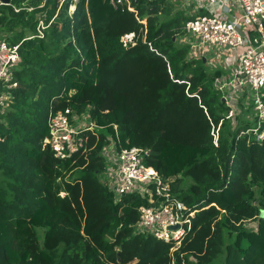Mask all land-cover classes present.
I'll return each mask as SVG.
<instances>
[{"label":"trees","instance_id":"trees-1","mask_svg":"<svg viewBox=\"0 0 264 264\" xmlns=\"http://www.w3.org/2000/svg\"><path fill=\"white\" fill-rule=\"evenodd\" d=\"M133 6L0 5V38L19 45L21 57L0 117V264H264V138L241 136L248 122L231 128L214 88L221 70L176 44L190 18L168 0ZM39 19L45 37L23 41ZM132 33L134 44L123 48L121 37ZM65 110H88L101 129L83 155L59 160L43 141L50 115ZM110 139L146 150L145 165L195 212L175 252L134 234L146 200L115 202L101 182Z\"/></svg>","mask_w":264,"mask_h":264},{"label":"built area","instance_id":"built-area-1","mask_svg":"<svg viewBox=\"0 0 264 264\" xmlns=\"http://www.w3.org/2000/svg\"><path fill=\"white\" fill-rule=\"evenodd\" d=\"M104 1L115 10L135 12L133 3L136 0ZM176 2L181 7L191 6L194 12L184 23L181 34L184 45L190 47L189 58H202L206 67L222 72L216 78L214 88L227 108L224 119L235 121L240 117L243 122L251 123L240 135H249L258 142L262 141L264 136L260 129L264 123V0ZM0 5L6 6L1 1ZM69 9L71 15L74 7ZM45 29L43 20L39 19L35 33L27 35L23 41L43 39ZM134 42L133 33L121 37L123 48L133 45ZM208 47L215 48L217 52L225 50L221 54L223 56L219 57L221 59L215 61L208 58ZM20 64L19 45H10L7 36L1 37L0 117L12 104V90L17 88L15 75ZM47 125L48 136L43 145L59 160L83 155L87 150L89 134L94 135L101 129L91 121L88 110L82 114L70 110L51 114ZM218 129L213 134L215 143ZM115 134L117 137V133ZM100 155L105 161L101 182L113 193L115 202L126 195H137L147 201L148 205L139 209V219L133 227L134 234L150 236L165 244H172L170 252H175L191 231L195 212L174 197L170 186L162 181L154 168L145 165L148 155L146 150L137 147L121 148L110 139ZM245 227L255 230L256 222H246Z\"/></svg>","mask_w":264,"mask_h":264},{"label":"rangeland","instance_id":"rangeland-1","mask_svg":"<svg viewBox=\"0 0 264 264\" xmlns=\"http://www.w3.org/2000/svg\"><path fill=\"white\" fill-rule=\"evenodd\" d=\"M72 1L75 2V0H72ZM168 2H170L172 4V6L175 8V10L183 12L186 17H190V16L194 15V12H193V9L191 6L181 7V5L176 2V0H168ZM176 44L179 46L180 45L182 46L185 44L184 37L182 35L178 36V38L176 40ZM215 52L219 55L222 54V53L217 52L215 50V48L208 47L206 55L208 56V58H212V57L216 58L217 56H216ZM197 55H199V53H197ZM207 67L209 70H211V69L214 70V68H209V66H207ZM227 121H228L229 125L231 126V128H235L238 125L243 124V119L240 117L235 121H232V120H227ZM38 232H39V234H41L40 230H38Z\"/></svg>","mask_w":264,"mask_h":264},{"label":"crops","instance_id":"crops-1","mask_svg":"<svg viewBox=\"0 0 264 264\" xmlns=\"http://www.w3.org/2000/svg\"><path fill=\"white\" fill-rule=\"evenodd\" d=\"M224 51H225V50H222L221 52L218 51V52H219V53H223ZM215 54H216L217 57H216V58L212 57V59H214L215 61L220 60L221 58H219V57H222V56H223V55L220 56V55L217 54L216 52H215ZM197 57H198V56H197ZM207 57H208V56H207ZM214 60H213V61H214Z\"/></svg>","mask_w":264,"mask_h":264},{"label":"water","instance_id":"water-1","mask_svg":"<svg viewBox=\"0 0 264 264\" xmlns=\"http://www.w3.org/2000/svg\"><path fill=\"white\" fill-rule=\"evenodd\" d=\"M2 4L4 5H9L11 0H0ZM204 61V60H203ZM221 102L223 103V100H221Z\"/></svg>","mask_w":264,"mask_h":264}]
</instances>
